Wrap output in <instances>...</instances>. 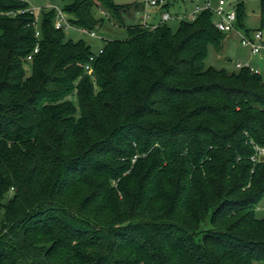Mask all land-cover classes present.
<instances>
[{"label":"trees","instance_id":"1","mask_svg":"<svg viewBox=\"0 0 264 264\" xmlns=\"http://www.w3.org/2000/svg\"><path fill=\"white\" fill-rule=\"evenodd\" d=\"M28 6L0 0V264H264V75L207 66L212 13L151 29L67 0L75 27H125L95 52L55 7L40 36L6 14Z\"/></svg>","mask_w":264,"mask_h":264},{"label":"rangeland","instance_id":"2","mask_svg":"<svg viewBox=\"0 0 264 264\" xmlns=\"http://www.w3.org/2000/svg\"><path fill=\"white\" fill-rule=\"evenodd\" d=\"M31 7L36 8V13L38 15L39 21L42 20V11L49 10L51 5L57 6L61 8L67 0H27ZM228 3H232L237 5L239 2L244 1L247 7V13L250 16V22L247 23L250 27H256L258 24L257 17L261 14V0H227ZM119 3L130 4V11H133L134 7L139 0H117ZM170 8L169 11L173 14H180L185 17H189V14L194 10L195 3L192 0H170ZM138 15H136L137 18ZM133 14L125 15V22L127 24H133L137 22V19ZM180 19L174 18L170 20L169 23L173 27V29H177L179 25ZM91 31L85 32L82 28L79 27H70L66 30L67 38H72L75 41H79L81 39L85 40L87 43L91 44L93 51L98 52L101 47H103L105 41L107 39L113 38H123L127 36V31L124 26H122L115 19L106 18L105 23L102 27L97 29V36H92L90 34ZM245 49L242 47L240 42V37L238 34L231 32L228 35V39L226 40L225 50L222 52L225 55L226 59H220L219 50L213 45L209 48V55L206 60L207 66H214L216 68H227L230 70H236L232 65L231 60H236L241 58V53ZM229 58V59H228ZM258 60H261V64L264 68V58L258 57ZM264 159V155L262 156ZM258 216H264V200L260 204L258 208Z\"/></svg>","mask_w":264,"mask_h":264},{"label":"built area","instance_id":"3","mask_svg":"<svg viewBox=\"0 0 264 264\" xmlns=\"http://www.w3.org/2000/svg\"><path fill=\"white\" fill-rule=\"evenodd\" d=\"M144 5V10L141 13V23L145 27L151 29L156 28L159 24L163 22H168L174 18L190 19L195 20L202 11L209 10L213 15V22L217 29L224 33H230L232 31H237L240 34V42L242 45L247 46L251 49L254 54L264 55V29H256L253 31L241 30L238 26V10L237 5L228 3L227 0H193L195 3L194 10L189 14V17L182 16L180 14L173 15L169 10H163L162 7L168 3V0H139ZM55 7L57 9L55 17V27L57 29L67 30L74 25L68 19V15L63 11L62 8L51 5V8ZM151 9H162L159 20H154L150 13ZM36 8L28 6L25 9H19L16 11L7 12L6 14L17 15L19 13L30 12L36 15V19L33 24L36 27V36H40V22L38 15L36 13ZM1 15V13H0ZM83 31L89 32L87 29L82 28ZM92 36H97L96 31H91ZM102 47L98 52H102ZM39 52V45H36L34 51L28 55V60L33 58V54ZM94 59V55L91 56V60ZM238 69L249 68L254 73H260L258 68H255L249 62H238L236 64ZM88 72H92V65L88 64L86 66ZM257 153L253 156V160L258 159L259 156L264 155V148L256 146Z\"/></svg>","mask_w":264,"mask_h":264},{"label":"crops","instance_id":"4","mask_svg":"<svg viewBox=\"0 0 264 264\" xmlns=\"http://www.w3.org/2000/svg\"><path fill=\"white\" fill-rule=\"evenodd\" d=\"M193 1V0H192ZM245 6H246V3H245ZM141 6H137V7H134L133 11H130L131 14H133V16H135L136 18V15L137 16V22L140 20L141 18ZM151 15H152V18L154 20H159L160 19V15H161V9H151L150 11ZM257 17V22L258 24L256 25V27H250L247 25L248 22H250V16L249 14L247 13V7H246V17H245V27L243 28H240L241 30H246V31H253V30H256V29H259L260 28V25H261V21H260V15L259 16H256ZM236 34L239 35L240 37V34L237 32V31H232ZM231 33V32H230ZM230 33H227L226 37L224 38L223 40V44H222V48L221 50L219 51V53H221L219 56H220V59H226L225 58V55L224 53H222L224 50H225V47H226V40L228 39V35H230ZM242 45V44H241ZM242 47L245 49L244 51H242L241 53V58L239 59H236V60H231V63L232 65L235 67V69L237 70V66L236 64L238 62H249L251 63V65L255 68H258L260 70V73L264 75V68L262 66V64L260 63L261 60H258V57L261 58L263 57L264 58V55H257V54H254L251 49L247 46H244L242 45ZM222 51V52H221ZM229 59V58H228Z\"/></svg>","mask_w":264,"mask_h":264}]
</instances>
